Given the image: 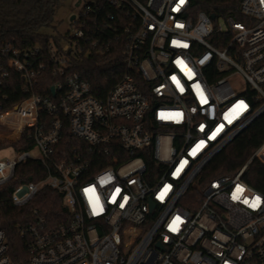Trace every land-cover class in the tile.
<instances>
[{
	"label": "built area",
	"instance_id": "obj_1",
	"mask_svg": "<svg viewBox=\"0 0 264 264\" xmlns=\"http://www.w3.org/2000/svg\"><path fill=\"white\" fill-rule=\"evenodd\" d=\"M207 1L90 0L59 45L0 42V145L15 150L0 186L28 161L46 168L12 190L24 210L13 233L0 214V264H264V180L245 178L254 161L264 169V141L215 175L264 119V0H240L236 15ZM106 7L126 36L124 73L99 96L73 67L84 45L101 46ZM66 132L81 142L63 155ZM45 189L64 214L40 207Z\"/></svg>",
	"mask_w": 264,
	"mask_h": 264
},
{
	"label": "trees",
	"instance_id": "obj_2",
	"mask_svg": "<svg viewBox=\"0 0 264 264\" xmlns=\"http://www.w3.org/2000/svg\"><path fill=\"white\" fill-rule=\"evenodd\" d=\"M61 2L64 0H0V42L16 40L26 46L41 45L44 49L48 42L54 37L59 45L56 35H48L40 30L51 27L54 22ZM240 0H210L206 5L217 12L229 13L239 7ZM208 7V8H209ZM210 9V8H209ZM208 9V10H209ZM104 14L100 16V40L101 46L92 48L91 53L86 55L88 45L83 46L82 53L75 59L73 69L90 80L95 88L96 94L105 96L106 93L122 78L124 73V47L126 36L119 28V22L109 21L108 12H115L106 7ZM238 19L239 16H237ZM93 20V19H92ZM115 30H114V29ZM107 47L109 49L107 50ZM48 63V62H47ZM53 64H48V70L40 79L39 91L49 95L51 86L59 79L52 76ZM11 93V89H8ZM24 95L14 97L13 100L22 98ZM264 141V119L259 120L254 127L247 130L225 153L217 160L220 170L215 175L232 173L238 170L248 161L253 150ZM66 132L58 145L61 154L72 150L73 145L80 144ZM2 145H0L1 148ZM23 148H30L31 144L21 143ZM151 151H140L137 154L146 157L148 167H152ZM46 168L39 161H28L21 164L17 169L18 179L4 186H0V214L3 216L1 225L6 227L11 233L14 232V225L22 217L24 210L15 207L10 201V195L14 187L23 181L37 180L44 176ZM253 186L261 188V180H264V169L259 161H254L245 176ZM45 201L40 207L51 216H61L64 214L61 195L54 191L45 189Z\"/></svg>",
	"mask_w": 264,
	"mask_h": 264
},
{
	"label": "rangeland",
	"instance_id": "obj_3",
	"mask_svg": "<svg viewBox=\"0 0 264 264\" xmlns=\"http://www.w3.org/2000/svg\"><path fill=\"white\" fill-rule=\"evenodd\" d=\"M90 0H82L81 4L76 6L78 0H64L61 2L60 7L55 16L54 22L51 27L42 28L40 31L48 35H56L58 33H66L72 28L71 16H79L82 7L85 3H88ZM15 155V150L10 145H3L0 148V160L5 157H12Z\"/></svg>",
	"mask_w": 264,
	"mask_h": 264
},
{
	"label": "water",
	"instance_id": "obj_4",
	"mask_svg": "<svg viewBox=\"0 0 264 264\" xmlns=\"http://www.w3.org/2000/svg\"><path fill=\"white\" fill-rule=\"evenodd\" d=\"M80 1H81V0H78L76 6L79 5ZM75 17H76V15H72L71 18H70V20L73 21V20L75 19Z\"/></svg>",
	"mask_w": 264,
	"mask_h": 264
}]
</instances>
